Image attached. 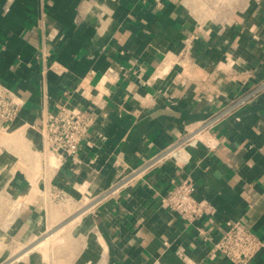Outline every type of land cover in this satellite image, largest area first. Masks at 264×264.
I'll use <instances>...</instances> for the list:
<instances>
[{"label":"crops","instance_id":"1","mask_svg":"<svg viewBox=\"0 0 264 264\" xmlns=\"http://www.w3.org/2000/svg\"><path fill=\"white\" fill-rule=\"evenodd\" d=\"M0 86L23 100L0 123V264H234L212 248L236 221L264 241V0H0ZM255 89L213 129L214 148L142 171ZM64 105L95 118L78 154L52 162L27 125ZM188 177L213 216L162 206ZM57 193L91 202L57 223Z\"/></svg>","mask_w":264,"mask_h":264},{"label":"built area","instance_id":"2","mask_svg":"<svg viewBox=\"0 0 264 264\" xmlns=\"http://www.w3.org/2000/svg\"><path fill=\"white\" fill-rule=\"evenodd\" d=\"M256 93V89L249 91L233 103V108H223L196 123L176 141L149 158L140 168L142 171H147L168 160H173L182 167L191 159L190 148L199 145L214 148L216 143L212 140L213 129L228 117L232 109L235 111L246 104ZM22 106L23 100L15 92L0 86V123L8 125L14 122L20 115ZM94 118L95 109L92 105L86 108L64 105L46 111L39 123L27 126L37 130L41 135L44 151L42 156L46 158L48 155H56L62 163L64 159L78 154L81 144L89 135ZM56 197L61 195L57 193ZM161 204L189 222L213 216L216 211L215 205L210 200L196 196V184L189 177L174 184L162 196ZM263 246L264 241L242 222H228L226 229L212 248V256L221 255L234 264H249Z\"/></svg>","mask_w":264,"mask_h":264},{"label":"rangeland","instance_id":"3","mask_svg":"<svg viewBox=\"0 0 264 264\" xmlns=\"http://www.w3.org/2000/svg\"><path fill=\"white\" fill-rule=\"evenodd\" d=\"M210 8H212V10H216L215 12L217 13L219 12H224L225 11V5L223 4H210ZM214 13V12H213ZM24 142V141H23ZM26 144V142H25ZM24 151V150H22ZM38 154V153H37ZM52 157H51V161H52ZM55 161V158H54ZM53 161V162H54ZM56 203V207L58 208V210L51 212V215H53V220H56L57 223L59 222H64L68 219H73L76 216H78L79 214H82L84 212V210H86V207L90 204V198L89 197H82L81 199L78 200H73L71 198H67V197H63L61 196L60 199L54 201ZM54 202L53 200H51V206H54ZM81 217H79L78 219H80ZM54 231H56V228L51 230L48 234H52L54 233ZM36 245H40V249H44L46 248V243L43 240L40 241L38 240L36 242Z\"/></svg>","mask_w":264,"mask_h":264},{"label":"bare ground","instance_id":"4","mask_svg":"<svg viewBox=\"0 0 264 264\" xmlns=\"http://www.w3.org/2000/svg\"><path fill=\"white\" fill-rule=\"evenodd\" d=\"M51 157L53 158V159H52V162H53V161H54V158H55V156H54V155H49V158H50V160H51ZM50 234H51V233H50ZM50 234H49V235H50Z\"/></svg>","mask_w":264,"mask_h":264}]
</instances>
